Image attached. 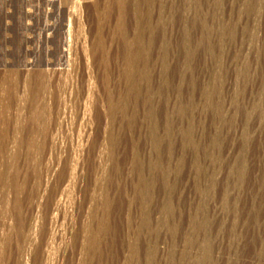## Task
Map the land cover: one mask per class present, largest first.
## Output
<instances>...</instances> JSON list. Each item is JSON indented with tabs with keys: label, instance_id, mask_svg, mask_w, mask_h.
<instances>
[{
	"label": "rangeland",
	"instance_id": "obj_1",
	"mask_svg": "<svg viewBox=\"0 0 264 264\" xmlns=\"http://www.w3.org/2000/svg\"><path fill=\"white\" fill-rule=\"evenodd\" d=\"M0 264H264V0H0Z\"/></svg>",
	"mask_w": 264,
	"mask_h": 264
},
{
	"label": "bare ground",
	"instance_id": "obj_2",
	"mask_svg": "<svg viewBox=\"0 0 264 264\" xmlns=\"http://www.w3.org/2000/svg\"><path fill=\"white\" fill-rule=\"evenodd\" d=\"M89 136V135H88ZM88 138V137H87ZM74 174V173H73ZM71 176H73V175H71ZM68 180V179H67ZM52 236H54V235H52ZM52 238H54V237H52Z\"/></svg>",
	"mask_w": 264,
	"mask_h": 264
}]
</instances>
